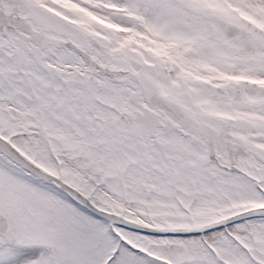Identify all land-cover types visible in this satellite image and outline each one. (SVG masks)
<instances>
[{
	"label": "snow or ice",
	"instance_id": "obj_1",
	"mask_svg": "<svg viewBox=\"0 0 264 264\" xmlns=\"http://www.w3.org/2000/svg\"><path fill=\"white\" fill-rule=\"evenodd\" d=\"M0 264H264V0H0Z\"/></svg>",
	"mask_w": 264,
	"mask_h": 264
}]
</instances>
